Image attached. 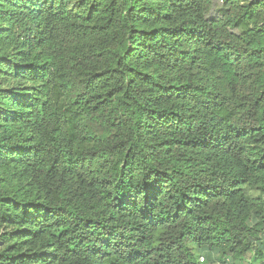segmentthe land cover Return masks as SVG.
Masks as SVG:
<instances>
[{"label": "trees", "instance_id": "obj_1", "mask_svg": "<svg viewBox=\"0 0 264 264\" xmlns=\"http://www.w3.org/2000/svg\"><path fill=\"white\" fill-rule=\"evenodd\" d=\"M0 264H264V0H0Z\"/></svg>", "mask_w": 264, "mask_h": 264}]
</instances>
